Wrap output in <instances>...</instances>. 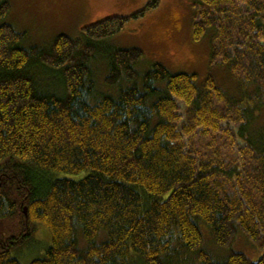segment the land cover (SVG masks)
Listing matches in <instances>:
<instances>
[{
	"label": "trees",
	"instance_id": "16d2710c",
	"mask_svg": "<svg viewBox=\"0 0 264 264\" xmlns=\"http://www.w3.org/2000/svg\"><path fill=\"white\" fill-rule=\"evenodd\" d=\"M160 5L25 48L0 0V264L40 225L52 245L30 264H264V0H196L204 82L108 46Z\"/></svg>",
	"mask_w": 264,
	"mask_h": 264
},
{
	"label": "rangeland",
	"instance_id": "374dc122",
	"mask_svg": "<svg viewBox=\"0 0 264 264\" xmlns=\"http://www.w3.org/2000/svg\"><path fill=\"white\" fill-rule=\"evenodd\" d=\"M11 11L6 23L24 33L23 46H46L61 34L78 37L82 28L110 17L130 16L143 9L147 0H10ZM196 0H161L158 9L144 19L132 21L119 35L107 40L110 47L138 48L145 52L140 70L145 72L153 64H162L174 74L197 75L204 82L212 70L213 46L210 38H194ZM100 84L105 66L95 69ZM222 72V71H221ZM218 82L234 91L235 84L226 75L216 71ZM101 86V85H100ZM102 87V86H101ZM264 124V110L261 113ZM24 208V212H25ZM28 213V210H27ZM7 228L0 226V232ZM52 245V232L38 227L32 240V249L22 255L14 254L22 264L42 258ZM232 249L253 261L260 258L259 250L244 234H239ZM223 254L221 251H216Z\"/></svg>",
	"mask_w": 264,
	"mask_h": 264
},
{
	"label": "water",
	"instance_id": "95a60500",
	"mask_svg": "<svg viewBox=\"0 0 264 264\" xmlns=\"http://www.w3.org/2000/svg\"><path fill=\"white\" fill-rule=\"evenodd\" d=\"M24 213H25V215L27 216V208L25 209V212H24Z\"/></svg>",
	"mask_w": 264,
	"mask_h": 264
}]
</instances>
